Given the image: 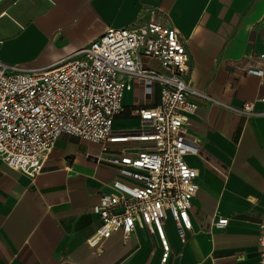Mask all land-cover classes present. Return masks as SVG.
Listing matches in <instances>:
<instances>
[{"label": "crops", "instance_id": "crops-1", "mask_svg": "<svg viewBox=\"0 0 264 264\" xmlns=\"http://www.w3.org/2000/svg\"><path fill=\"white\" fill-rule=\"evenodd\" d=\"M151 18L179 32L190 57V85L216 100L190 96L196 109L188 131L212 165L185 157L198 171L192 227L182 240L166 218L170 251L164 264H259L264 102L256 97L264 84L246 68L259 66L256 55L264 52V0H0V62L49 65L106 28ZM153 87L151 103L141 96L136 107L122 102L113 122L127 121L112 125L115 130L140 125L135 110L157 103L159 87ZM244 103L254 114L233 110ZM99 151V143L61 133L33 178L0 159V264H160L155 237L139 226L126 241L114 231L94 247L86 243L99 225L91 206L114 176L98 160ZM219 216L228 219L222 229L211 223Z\"/></svg>", "mask_w": 264, "mask_h": 264}, {"label": "built area", "instance_id": "built-area-1", "mask_svg": "<svg viewBox=\"0 0 264 264\" xmlns=\"http://www.w3.org/2000/svg\"><path fill=\"white\" fill-rule=\"evenodd\" d=\"M256 58L260 65L246 72L263 85L264 52ZM190 73L179 32L152 18L106 28L88 45L49 65L0 62V159L33 178L61 133L99 143L97 158L114 176L110 190L99 193L91 206L99 225L86 243L94 247L114 231H121L126 241L139 226L155 237L158 262L164 264L170 251L166 218L182 240L184 230L192 227L189 209L198 171L185 157L197 155L212 165L189 133L188 120L196 109L191 95L216 100L190 85ZM154 84L159 87L157 103L135 110L140 125L115 130L123 92L137 86L142 100L151 103ZM256 99L264 102V91ZM233 110L254 114L251 103ZM220 174L226 177L224 170ZM227 222L225 216L211 219L217 229ZM257 252L264 264V209L257 223Z\"/></svg>", "mask_w": 264, "mask_h": 264}, {"label": "rangeland", "instance_id": "rangeland-1", "mask_svg": "<svg viewBox=\"0 0 264 264\" xmlns=\"http://www.w3.org/2000/svg\"><path fill=\"white\" fill-rule=\"evenodd\" d=\"M157 95H158V89L156 87V90H155V100L154 102L157 101ZM139 101H140V95H139V92L137 90V88H133V89H129V90H125L123 92V95H122V102L125 104V105H133V106H137L139 104ZM122 122H118V120H116L115 122H113V127H119V126H125V122L127 120L123 119V117L121 118Z\"/></svg>", "mask_w": 264, "mask_h": 264}]
</instances>
